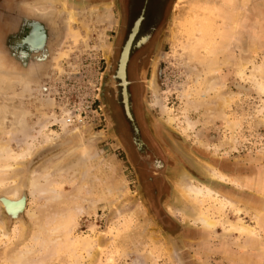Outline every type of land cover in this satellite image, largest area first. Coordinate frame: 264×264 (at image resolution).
I'll return each mask as SVG.
<instances>
[{"label":"rangeland","instance_id":"374dc122","mask_svg":"<svg viewBox=\"0 0 264 264\" xmlns=\"http://www.w3.org/2000/svg\"><path fill=\"white\" fill-rule=\"evenodd\" d=\"M121 16L119 0H0V140L13 149L15 126L33 128L42 110L80 112V121L65 119L86 128L74 152L65 146L8 173L27 191L31 215L19 224L0 209V264L21 252L22 264H264V94L249 77L254 65L264 68V0L170 1L161 47L141 78L145 119L160 128L165 161L145 180L101 98ZM34 24L47 35L39 50L24 41ZM57 124L49 129L61 132ZM211 167L224 181L209 177ZM189 178L218 196H185ZM197 212L218 220L216 229L195 224Z\"/></svg>","mask_w":264,"mask_h":264},{"label":"bare ground","instance_id":"6f19581e","mask_svg":"<svg viewBox=\"0 0 264 264\" xmlns=\"http://www.w3.org/2000/svg\"><path fill=\"white\" fill-rule=\"evenodd\" d=\"M107 11H108V9H107ZM107 11L101 12V13H95L93 10V14L95 13L96 14L95 17L99 18L102 22L107 21V20L110 21L111 15H108V13H106ZM66 12H67V18L70 21V23L69 22L68 23L72 24L71 22L75 19L76 14H75V12L68 10V9L66 10ZM139 23L140 22H137L135 29H134V33L131 36L130 41L128 42V44L124 50V53L122 55V60L120 63V67H119V71H118L119 75L117 74L121 78L120 80H122L125 87H126L127 81H128L127 80V65H128V58H129L128 54H130L129 49H131L130 44L134 38V35L136 33H138L137 31L139 28ZM81 24H82V22H81ZM68 27H69L68 28V34L74 35L75 34L74 29L72 30L71 26H68ZM87 27H89V26H87ZM89 32H90V30H89ZM46 38H47V35L45 33L44 28L39 24H34V25H32L31 34L24 41L26 43H29V45L32 47V49H38L39 50L45 46L46 40H47ZM64 56H65V54L63 55V57ZM244 69L245 68L238 69L237 74L239 77L240 76L243 77L245 75ZM6 75H8V74H6ZM47 76H49V75H47ZM22 77H21V79H22ZM249 77H251L254 80V82L257 84L258 89H256V90H258L260 94H264V68L261 66L254 65V68H253L252 72L250 73ZM23 80H24V77H23ZM36 83H38V82L37 81H35V82L29 81V82H27V84L25 83L27 86V98L29 100L33 99L35 97V94H36L35 92L38 91L36 88ZM150 89L152 91L154 98L156 99L155 106L157 105L158 107H163L161 105L159 99L157 98V87H156V83H155L154 78L151 80ZM42 90H43V88H42ZM40 94L41 93H39L38 95H40ZM40 97H41V95H40ZM38 99H39V101H37V100L36 101L40 102L41 98H38ZM43 100H44V102H40L41 105L45 108L48 107L49 106V99L48 98L41 99V101H43ZM124 101H125L126 106L131 109V107H130L131 106L130 105V96L128 95V92L126 91V89H125V93H124ZM37 102H35V103H37ZM37 104H39V103H37ZM41 105H38V106H41ZM49 107L51 108L52 106H49ZM162 110H163V113L166 112V109L164 111V108H162ZM65 114H66V112H65ZM65 114L63 117V114L59 116L53 112H50V110H49V112L48 111L44 112L42 110L41 111L42 119H40L41 118L40 117L39 120L35 121L36 125L33 128L30 129L27 127H22V126H24L23 125L24 122H22V124H21L22 126L20 124H18L19 127L15 126L17 128L16 130L18 131V133H15V137H14L16 148L14 147L12 149L8 140H5V141L0 140V187H1L0 188V209H2L6 213L7 217L14 222H17L19 224L20 223L23 224V220L25 219V215L27 214L29 216L30 213L27 209V203H28V195L26 194L27 191L25 192V190H24L25 188L23 190H21L20 185L17 184V181L15 179L16 177L13 178L12 181H10V183H11L10 190H6V191L4 189L1 190L2 187H5L7 185L6 183L10 180L9 179L7 181L8 177H9L8 173L10 172V170H12L14 172L16 169V165L18 167H20L23 164V162L25 163L26 161L29 162V165H32V163L35 161L36 157L43 158L44 156H47V154H49L50 151L54 150L53 152H58L61 148L65 147V146H68L67 152L68 151L74 152L73 150H75L76 148H75V145L73 144L74 143L73 139H76V137L81 138L86 134V132L84 131L86 128L81 130L80 128L82 126L80 128H75V127L72 128L73 126L71 127L70 125H68V123H67L68 120H66L67 119L66 117L68 115L65 117ZM56 123H59L57 125H60V127H61L60 129L62 130L61 132H57L55 130L49 129L51 127V125H55ZM169 123H171V120ZM70 124H71V122H70ZM77 127H79V126H77ZM101 134L102 133H100V135ZM80 141H81V139H80ZM52 147H53V149H50ZM12 162H15V164H13ZM207 171L209 173V177H212L213 179L218 178V179L223 180L222 177L219 176V174H216V172L214 171V169L212 167ZM34 174H35V172L33 171V176H32V179L30 180V182H31L30 183V189H33L34 183L36 180ZM10 183L8 182V184H10ZM182 188H183L181 190L182 194H184L185 196L189 195L190 197L195 198L199 202H201V199H203L204 197L217 195L213 190L209 189V187L194 185L193 180L191 178H189V179L185 180V182H183ZM31 194H32V192L29 195L31 196ZM232 205H234V204H232ZM221 208H222V206H221ZM253 217H255V222L259 221V215L254 214ZM192 219H193V222L195 224L198 223L202 228L213 230V229H216V227H217V221L218 220L216 221V220L212 219L207 214L197 212V214L195 216H193ZM241 221H239L241 228H244L248 232L254 231L253 228L242 224ZM224 231L227 234L230 233V231L227 229H224ZM4 235L6 236V234H4ZM18 252H21V251H18ZM21 253L18 256H16L17 254L15 253L14 254L15 256L13 255L14 256L13 258L11 256L10 258H12V261L9 260V261H11L10 263L12 264V262H13V264H22L23 258L26 254L23 256V255H21ZM22 254H24V253H22ZM25 257L27 258V256H25ZM26 264H29L28 261L26 262Z\"/></svg>","mask_w":264,"mask_h":264},{"label":"flooded vegetation","instance_id":"af4514ba","mask_svg":"<svg viewBox=\"0 0 264 264\" xmlns=\"http://www.w3.org/2000/svg\"><path fill=\"white\" fill-rule=\"evenodd\" d=\"M171 0H119L121 25L115 33V46L109 47L112 73L110 87L101 91L108 116L114 122L119 138L124 144L127 156L141 172L145 180L150 172L156 178L164 169L165 161L159 156L161 143L156 122L147 121L142 107L141 78L144 76L149 60L161 47L167 8ZM139 23L138 33L134 35L129 49L127 65V85L118 76L124 50ZM118 74V75H117ZM125 89L130 96V107L124 101ZM103 105V106H104ZM128 113V114H127ZM155 136V137H154ZM159 136V135H158ZM155 184V179H151Z\"/></svg>","mask_w":264,"mask_h":264},{"label":"built area","instance_id":"2783aa9c","mask_svg":"<svg viewBox=\"0 0 264 264\" xmlns=\"http://www.w3.org/2000/svg\"><path fill=\"white\" fill-rule=\"evenodd\" d=\"M68 120L71 122H73V120L74 119H78L79 121L81 120V118H82V113H75V111L74 112H70V113H68ZM70 118V119H69Z\"/></svg>","mask_w":264,"mask_h":264},{"label":"crops","instance_id":"0c3cea01","mask_svg":"<svg viewBox=\"0 0 264 264\" xmlns=\"http://www.w3.org/2000/svg\"><path fill=\"white\" fill-rule=\"evenodd\" d=\"M214 230V229H213Z\"/></svg>","mask_w":264,"mask_h":264}]
</instances>
